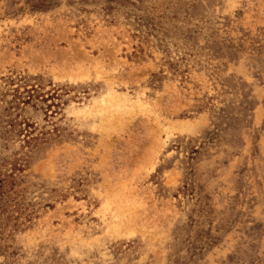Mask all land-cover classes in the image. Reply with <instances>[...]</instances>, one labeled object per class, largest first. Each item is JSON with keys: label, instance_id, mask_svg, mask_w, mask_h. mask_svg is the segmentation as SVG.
Returning a JSON list of instances; mask_svg holds the SVG:
<instances>
[{"label": "rangeland", "instance_id": "374dc122", "mask_svg": "<svg viewBox=\"0 0 264 264\" xmlns=\"http://www.w3.org/2000/svg\"><path fill=\"white\" fill-rule=\"evenodd\" d=\"M0 264H264V0H0Z\"/></svg>", "mask_w": 264, "mask_h": 264}]
</instances>
